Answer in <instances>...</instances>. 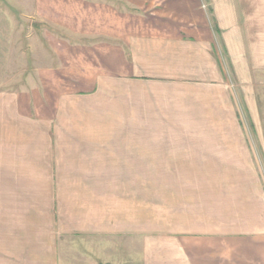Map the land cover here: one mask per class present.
<instances>
[{"label":"crops","instance_id":"1","mask_svg":"<svg viewBox=\"0 0 264 264\" xmlns=\"http://www.w3.org/2000/svg\"><path fill=\"white\" fill-rule=\"evenodd\" d=\"M26 1L45 46L19 89L1 63L0 264H264V183L221 61L264 69V0ZM170 176L191 180L150 222L148 179ZM5 178L50 179L46 217L6 233Z\"/></svg>","mask_w":264,"mask_h":264},{"label":"rangeland","instance_id":"2","mask_svg":"<svg viewBox=\"0 0 264 264\" xmlns=\"http://www.w3.org/2000/svg\"><path fill=\"white\" fill-rule=\"evenodd\" d=\"M28 6L29 2L26 0L0 2V48L3 46V50L0 49V68L2 63L5 88L9 90L19 89L28 84L32 68L34 69V56L44 52L45 43L41 41L44 23L27 15L30 11ZM221 58L228 89L234 100L237 115L241 118L240 123L244 126V136L252 143L254 165L264 183V69L254 68L253 60L250 58L251 75L246 81H242L240 75L234 72L226 50ZM259 140L262 145L258 144ZM35 180L5 178L6 233L11 232V225L8 224H11L12 218L24 219L27 223L30 220L32 224L36 223L39 217H46L45 211H48L55 187L53 185V189H50V179L47 182H44L45 179ZM188 180L191 179L171 176L148 179L150 222L156 220L158 196L164 201V205L165 202H171L167 189H184ZM53 181L55 182L54 179ZM39 185H42L43 189ZM156 189H164V193ZM26 228L24 225L18 232H24Z\"/></svg>","mask_w":264,"mask_h":264}]
</instances>
